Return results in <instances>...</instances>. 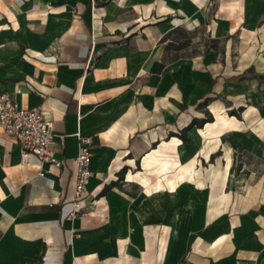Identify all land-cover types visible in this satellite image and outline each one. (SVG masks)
<instances>
[{"label": "crops", "instance_id": "1", "mask_svg": "<svg viewBox=\"0 0 264 264\" xmlns=\"http://www.w3.org/2000/svg\"><path fill=\"white\" fill-rule=\"evenodd\" d=\"M61 1L0 0V92L11 93L21 106L45 111L52 122V149L61 160V165H50L28 155L24 161L19 144L0 131V264H264V186L257 182L264 180V122H250L249 131L257 139L241 131L243 120L252 121L254 104L238 103L240 119L228 115L225 118L234 121L231 126L218 123L216 141L214 134V141L207 143L202 130L219 114L202 127L187 130L196 128L204 137L197 149L203 160L221 150L226 131L241 142L225 147L209 162L211 202L219 204L226 192L216 214L204 213L200 199L205 194L197 190L199 185L191 186V194L185 193L183 185L175 187L163 165L159 171L154 167L163 146L186 140L171 136L158 141L155 127L150 126L132 139L130 132L125 133L122 97L143 77H154L158 87L184 73L187 101L210 97L208 91L222 73L212 49L203 55L178 54L182 45H212V36L194 37L204 33L208 17L203 15L192 27L174 18L137 23L136 15L120 18L126 0L122 4L100 0L98 6L110 7L101 11L107 29L102 42L89 45L87 38L75 37L77 32L89 33L88 21L87 27L82 20L61 25ZM65 1L72 6L78 2ZM83 2L87 12L91 0ZM44 3L58 13L42 26L44 14L39 7ZM71 10L66 15L69 20ZM218 34L226 37L228 32ZM245 70L230 79L242 81ZM210 98L207 105L214 100ZM227 103L232 105L230 99ZM80 134L91 137V176L81 207L70 217ZM125 134V152L132 157L122 160L118 151ZM134 161L136 169H132ZM191 174L187 167L177 178ZM233 193L245 196L231 200L227 195ZM157 209L165 233L158 236L155 226L151 244L145 248L139 225L147 215L156 216ZM249 209L259 212H242Z\"/></svg>", "mask_w": 264, "mask_h": 264}, {"label": "rangeland", "instance_id": "2", "mask_svg": "<svg viewBox=\"0 0 264 264\" xmlns=\"http://www.w3.org/2000/svg\"><path fill=\"white\" fill-rule=\"evenodd\" d=\"M83 1L78 0L77 6H72L65 0L60 2L61 25L74 24L76 20H82L87 27L86 22L88 21L90 24L89 33L77 32L75 37L87 38L89 45H94L104 40L103 35L107 29V23L106 17L101 11L102 8L109 9L110 7H100L97 5L100 0H91L90 7L86 12ZM122 3H124L122 0H115V4ZM40 6V12L44 14L43 22L40 25L45 26L52 16L51 14L58 13V9L53 10L48 3L40 4ZM70 9H72L71 14L73 15L69 20L66 15ZM122 9H124V15L120 18L136 15L137 23L146 19L161 21L166 18H174V21L188 27L199 24L202 21V16L206 15L209 25H205L204 33L199 31L194 33V37L206 39L212 36V45H208L207 48L205 45H182L178 54L183 56L203 55L208 48H211L214 58L222 65V73L217 75L216 81L210 90H207L208 95L214 98L212 104L209 105H204L199 100L187 101L184 98V84L181 78L184 73L169 77L163 85L158 87L155 86L156 79L154 77L151 79L143 77V80L139 82L140 85L136 86L133 91L126 89L120 108L126 109L124 115L126 116L125 127L127 129L125 128V133L130 132V139L142 135L146 131L144 127L148 128L149 126L155 127L158 141L166 138L169 140L171 136L178 138L176 135L180 133L182 126L189 122L193 116L203 118L207 116L208 112L212 119L219 114L212 126V131L217 136L215 129L218 123H224L225 126H231L230 124L234 123L230 118L225 117L230 115V111L237 110L238 103L255 105V109L250 115L252 121L243 120L244 124L241 131L247 133L252 139H257V136L250 133L249 130L252 127L250 122L252 125L264 122V68L256 67L261 62L264 65V0H132L129 3L126 0ZM40 25L36 27L40 28ZM83 29L85 30L84 27ZM226 31L228 32L226 37L219 36L218 33H225ZM118 36L119 34H116V37ZM194 39L196 40V38ZM53 47L56 49L57 45H53ZM240 63L246 66L242 69ZM244 69H246L245 79L242 81H239L238 78L230 79L237 73L240 74ZM254 75L257 76L254 77ZM227 99L232 102L231 106H227ZM141 121L146 122L141 124ZM235 122L240 123L237 120ZM128 125H132V127H128ZM239 125L237 124L235 127ZM126 134L124 146L118 151V156L122 160L132 157V153L125 152L127 148L125 146ZM186 138L185 142L177 143L174 140L167 146H163L156 156L155 162L157 164L154 167L163 165L168 178L174 182L175 187L183 185L185 193L191 194L193 192L191 186L195 185L196 189L199 185L200 188L197 190L205 194V198L200 199L204 213L216 214L219 211L218 207H221V204L226 200V192L219 204L211 202L209 198L210 184L207 180L209 162H214L216 157L223 153L225 147L239 146L241 142L231 132L226 131L221 139L220 153L215 155L213 159L209 157L208 160H203L197 155V149L203 144L204 137L198 133L196 128H193L187 132ZM136 166L138 167V162L134 161L132 169H136ZM187 167L191 168L193 175H185L184 178L178 179L181 169ZM151 180L154 183L157 178ZM197 181L200 184H197ZM257 182L258 186H264V180ZM250 184H254V181L253 183L251 181ZM243 196L245 195L239 193L227 195L231 200ZM258 210L249 209L242 212L257 213ZM156 213V216L147 215L139 225V233L145 248H149L151 244L150 239L155 226L158 236L165 233L158 209ZM202 228L206 229L207 226Z\"/></svg>", "mask_w": 264, "mask_h": 264}, {"label": "built area", "instance_id": "3", "mask_svg": "<svg viewBox=\"0 0 264 264\" xmlns=\"http://www.w3.org/2000/svg\"><path fill=\"white\" fill-rule=\"evenodd\" d=\"M0 131L20 146L21 158L34 156L40 163L61 165L52 149L54 133L51 119L39 107H25L18 104L9 92H0ZM61 142H62V136ZM91 137L78 136L77 153L73 169V209L68 216L74 217L81 207L86 186L91 176ZM42 174V172H40Z\"/></svg>", "mask_w": 264, "mask_h": 264}, {"label": "trees", "instance_id": "4", "mask_svg": "<svg viewBox=\"0 0 264 264\" xmlns=\"http://www.w3.org/2000/svg\"><path fill=\"white\" fill-rule=\"evenodd\" d=\"M245 73V71H244ZM254 76H257V75H254ZM209 100H211L210 97H207L205 96L203 99H202V103L204 105H207ZM242 109L241 106H239L237 108V110H232L230 111V115H234L235 117H237L238 119H240V113L239 111ZM212 116L210 115V113L208 112L207 113V116L203 117V118H198V117H193L184 127L181 128L180 130V133L176 136H178L182 141H185L186 140V132L188 129H190L191 127L193 126H196L198 128L202 127L203 124L206 122V121H212ZM171 135H175V134H171ZM220 151L217 150L215 153H212L210 155V159H213L215 155L219 154ZM125 169V167L122 168V170L119 172L118 174V179H122V172L123 170Z\"/></svg>", "mask_w": 264, "mask_h": 264}, {"label": "bare ground", "instance_id": "5", "mask_svg": "<svg viewBox=\"0 0 264 264\" xmlns=\"http://www.w3.org/2000/svg\"><path fill=\"white\" fill-rule=\"evenodd\" d=\"M215 123L214 122H210V123H206L205 124V129L202 130V133L205 135V137L207 138V143H210L211 141H216L218 136H215V139L213 138L214 137V133L212 131V126L214 125ZM214 139V140H213ZM206 155V154H204Z\"/></svg>", "mask_w": 264, "mask_h": 264}]
</instances>
